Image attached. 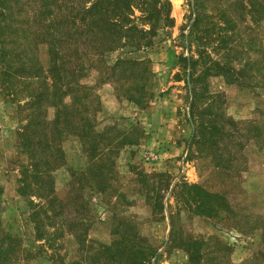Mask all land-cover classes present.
<instances>
[{"label": "rangeland", "instance_id": "obj_1", "mask_svg": "<svg viewBox=\"0 0 264 264\" xmlns=\"http://www.w3.org/2000/svg\"><path fill=\"white\" fill-rule=\"evenodd\" d=\"M168 1L172 25L159 30L151 47L104 55L108 64L118 56L145 62V104L130 102L103 80L108 70L88 57L93 65L79 81L97 95L90 118L102 135V159L94 160L95 146H83L65 129L59 142L63 160L50 171L51 185H43L62 202L51 256L34 238L26 198L17 193L26 161L17 133L43 78L18 77L13 97L0 84V230L20 240L11 264H123L133 255L125 252L117 260L112 243L120 236L141 247L142 264H264V0H200L205 20L214 24L202 39L189 33L191 0ZM9 2L6 23L13 40L32 68L44 72L46 46L37 36L41 0ZM204 37L217 73L190 83L201 98L191 119L188 69L179 58H196ZM201 73L197 66L193 77ZM68 101L65 96L62 102ZM43 108L51 121L53 107ZM199 123L216 128L211 137L205 131L202 143L196 141L203 131L194 132ZM190 185L219 196L216 211L196 208ZM192 242L206 244L192 251L186 247ZM109 245L114 261L102 252Z\"/></svg>", "mask_w": 264, "mask_h": 264}, {"label": "trees", "instance_id": "obj_2", "mask_svg": "<svg viewBox=\"0 0 264 264\" xmlns=\"http://www.w3.org/2000/svg\"><path fill=\"white\" fill-rule=\"evenodd\" d=\"M10 3L12 2L9 0H0V84L4 82L9 89V95L13 97L17 94L13 89V82L18 77L27 74L30 77L43 78L44 82L41 89L30 95L29 102L27 101L29 113L17 133L19 152L26 158L19 168L17 193L26 198L34 238L43 241L42 246L50 249L47 253L51 256L55 234L61 230L56 219L62 212V202L54 197L52 190L45 191L43 185H51L50 171L63 160L59 142L65 135V129L70 128L67 133L76 137L83 146H95L92 152L96 151V154L91 155L94 160L102 159L101 151L97 150L102 135L94 130L90 118L97 95L91 90V86L79 81L85 74V68L93 65L88 57L94 58L96 63H103L108 70L103 80L112 83L114 89L121 90L130 102L136 105L145 104L147 93L143 90V81L150 76L145 62L118 56L108 64L104 55L115 50L131 52L151 47L159 30L172 25L170 4L168 0H41L37 12V36L38 43L45 44L48 58V66L43 72L32 68L29 58L18 48L15 38L13 40V27L6 23L12 12ZM190 7L193 17L189 33L192 38L200 33L198 38L202 39L209 32V26L213 28L214 24L205 20L200 0H191ZM198 45L202 48L197 50L196 58H179L188 69L186 84L191 91L188 102L191 119L198 113L201 98H198V91L194 86L190 87V83L197 82L210 71L217 73V65L209 59L208 51L203 47L206 46V37ZM197 66L202 69V73L193 77ZM96 70L99 72L98 68ZM65 96L69 98L67 103L62 102ZM46 105L52 106L54 110L51 121L45 120L43 107ZM206 107L207 105L203 109ZM198 130L203 132L196 142L202 143L208 138L205 131L210 130L211 137L216 128L210 124L204 127L203 123H199L194 132ZM120 140L123 141L122 137ZM209 141L214 143V138ZM117 142L118 140L115 143ZM188 188L192 191L191 199L198 197L196 208L209 211L207 214L216 211L214 206L220 202L219 196L197 185H190ZM31 196L36 200L33 201ZM112 244L118 248L117 260L125 252L133 255L132 261L124 260L123 264H142L146 259L137 243L127 241L122 236ZM203 244L206 243L192 242L186 247L198 251ZM19 250L18 236L0 230V264H11ZM102 252L106 261L115 260L114 248H110V245L104 246ZM131 254H126L125 259L130 258Z\"/></svg>", "mask_w": 264, "mask_h": 264}]
</instances>
